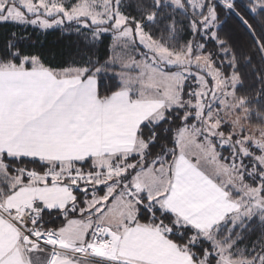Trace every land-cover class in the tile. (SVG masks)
<instances>
[{"label":"snow or ice","instance_id":"1","mask_svg":"<svg viewBox=\"0 0 264 264\" xmlns=\"http://www.w3.org/2000/svg\"><path fill=\"white\" fill-rule=\"evenodd\" d=\"M0 25V264H264V0H0ZM54 28L81 42L56 65Z\"/></svg>","mask_w":264,"mask_h":264},{"label":"trees","instance_id":"2","mask_svg":"<svg viewBox=\"0 0 264 264\" xmlns=\"http://www.w3.org/2000/svg\"><path fill=\"white\" fill-rule=\"evenodd\" d=\"M241 2L247 5L248 0H241ZM258 21L259 17L251 22L259 26ZM11 31H21V29L13 25H0V47L3 46L4 41ZM221 35L226 37L231 36L237 47L242 49L245 53L252 52V47L250 46L251 42L248 40V37L243 34L242 29H240L239 25H237L234 20L227 21ZM35 39L37 41V48L44 53L45 60L53 65L72 59L79 50L81 43L75 34H66L65 30L62 28L46 31L35 37ZM106 43L107 40L97 45L98 54L101 56H103ZM27 167L31 168L32 165L29 164ZM45 219L47 220L48 218L45 217ZM56 223H59V220H57Z\"/></svg>","mask_w":264,"mask_h":264},{"label":"rangeland","instance_id":"3","mask_svg":"<svg viewBox=\"0 0 264 264\" xmlns=\"http://www.w3.org/2000/svg\"><path fill=\"white\" fill-rule=\"evenodd\" d=\"M55 29V28H54ZM49 31V30H48Z\"/></svg>","mask_w":264,"mask_h":264}]
</instances>
